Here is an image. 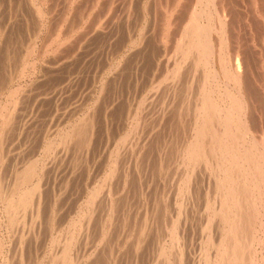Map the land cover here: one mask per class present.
I'll list each match as a JSON object with an SVG mask.
<instances>
[{"label": "bare ground", "instance_id": "obj_1", "mask_svg": "<svg viewBox=\"0 0 264 264\" xmlns=\"http://www.w3.org/2000/svg\"><path fill=\"white\" fill-rule=\"evenodd\" d=\"M30 1L32 2V0H30ZM76 1L77 0H68V4H67L68 7L66 9L68 14L71 11L70 7L72 8V6L75 5ZM161 1L160 0L154 1L157 8L159 7V9H157V10H159V12H155L156 14H159L158 15L159 20H161L160 19L161 16H163V15L165 16L164 17L165 22L162 21V22H164L165 25H163V23L160 24V22H161L160 21L159 22L160 28H158V29L163 31V29L165 28V30L168 32V29L170 27H172V24H175L173 26L177 25L175 23L177 21H179L177 23H179L180 26L177 25V28L179 26V28L177 30L175 29L176 27L173 28V29H175V30H173L174 32H172L170 30L171 29L170 28L169 29L170 31L168 32V34L164 31L163 34H161V36L159 35L161 38L158 40V42L162 41L163 43H166V42H164V40L166 38L164 36H166V34H167V36L168 35L171 36L169 33H171V34L174 33V37H173L174 39L171 36V39L174 40V42H173V45L171 47V55L169 53L170 57L168 55H165L167 58L169 57L168 61H170V63L169 62L167 63L168 65L166 66V69L164 68V66L162 67V65H164L166 62H164V64L160 65L164 69L163 70L160 69L159 71H162V73H163V71L165 70L166 73L161 78L159 77L158 80L156 79L157 80V84L155 82L156 86L153 84L152 85L157 88L164 82L165 84L164 85L162 84V85L165 88L167 86L166 83H170V85L168 87H166V89L169 88L171 90V96H172L171 98H174V95L176 96V94H177V93L175 94V91L177 92V90H176L177 85L180 84V83L179 84H177V83L182 78L181 74H184L185 70L187 69V71H188L187 73H189L188 76H190V78L188 79L187 82L185 79V83H186V85H185V91H186L185 93L186 94L185 95L190 97L189 98L190 100L187 99L188 103L190 105L188 107V104H187L184 106V109H182L183 105L180 104V105H178L179 106L178 108H180V109H177L176 111L175 110L170 111V109H169L168 114H171V116H169V118L167 117V119L174 122L173 123L174 124L173 129H174L175 133L173 131V134L171 135V140L168 141L169 142L168 145L165 142L162 144L161 138L158 137V140L161 141V142L159 141L160 142L159 143V145H160L159 149L160 148L161 149L158 152L157 157H159L158 158L159 160L157 159V162L154 164V169L157 168V172L160 173V175L165 173L167 171V169L171 166L169 163L172 162V161L170 162L168 160L172 159L174 161L173 155L175 156V158L177 157V164L178 165L176 166V164H175V166L177 167V170L178 169H180V170H179V173L177 171L178 176L175 175V173H173V175L171 173V179H172V177L174 179V175L177 176L176 178H177L178 182H177V187H176V185H175V187L178 190H177V194L176 193L175 194L178 196L179 194L183 193L182 195H184L187 199L185 198L186 199L185 203L182 202L183 200L181 202H179L181 204L179 205V208H177L178 210L175 211V212H177L180 210V213H178V214L179 215L184 214V219H185L184 222L182 221V219H180L181 217H175V215L177 214L176 213L175 215L171 214L175 217V218L172 217L171 221L170 220L168 221L166 219L168 221V223L166 222L167 223V231H166V228H164L166 224L164 225V227H162L163 225L161 226L159 224L163 230L165 229V235H164L165 238L163 241L161 239L159 240L162 242V244L159 246V248L155 246L156 247L155 249L158 248V251L156 250L157 255L155 253L156 258H155V261H152V263L153 264H156V263H158V264H190L191 260L189 261V258L191 259L194 257H191V255H189L188 247L190 246V241H189L188 237L190 238L191 236H189V234H190L189 229L190 228L188 229V227L185 226V223L187 222L186 219L188 218V212H186L185 210H186V207H188V205H190L188 203L193 202L191 204L193 207L195 200H198V198L200 197L199 192L202 190L203 193L205 194V199H204L205 205L203 204L205 212L203 215H201V218L199 219V220H201V223H200L201 238H199L200 239V242H199L200 246H199V250H198L199 253H198V257L196 256L197 260L196 259L195 260L197 262L195 261L196 262L195 264H264V123L261 124V122H260V116L262 114V109H261L262 106L259 108V106H257L256 103H255L256 105H254L252 100H250L251 98H253V96L250 98V96L247 93L248 91L250 92L249 89H252L254 86L257 87V85L259 86V84H260V81H258L260 79L258 77V80H256V78H255L256 74L254 72H256L258 76H260L259 73H262L261 76H263V78H264V67H262L263 61L262 62L259 61L260 63L258 62L255 64V60H254L255 58L253 59V57H251V56L257 57V60H258V58L261 55L263 56L262 53H264V51L261 52V50L264 48L263 47L264 46V44H263L264 32L262 30V32H263V33H261L262 39H257V42L259 43L258 48L255 46L256 43H253V41H252V40H254V38L251 34V33H253V32H251V29H249L250 30V32L248 33L249 35L247 36L246 42H244L243 37H240L241 29L239 28L240 26L238 25V23H239L238 21L240 20V18H239L240 13L239 14L236 13L237 9H235V8H233L232 10L229 9V7H230L229 1H232V0H186V4L184 2L180 3L181 0H163L162 4L160 5ZM247 1L249 2L248 5L249 6L251 5V7L253 8L252 11H253V13H255V16L257 18L258 17H260V18L264 17V12H262L264 9V0H247ZM48 2H49V0H41V3H39V4L41 5V4L46 3V5H47ZM110 2L112 3L113 1L111 0ZM146 2H148V1H146ZM76 3H78V2H76ZM91 3L93 4L94 0H92ZM111 3H110V5H111ZM179 3L181 4L180 8H177L176 6ZM182 3H183V5L184 4L185 5L183 8V11L181 12V7L183 6ZM234 4H236V3L233 2L232 5H234ZM35 5H36L35 6L36 9L34 8V10L36 13L39 14V16L41 15V17L45 14L44 12H46L48 10L47 9L46 11L43 12L40 5H37V4H35ZM91 5H89L90 6L89 8H91ZM47 7H49V4H48V6H46V8ZM110 7L113 8L115 6L111 5ZM117 7H118V5H117ZM154 7H153V9H154ZM161 8L162 9L164 8V10H162ZM247 8L248 9H246V10L251 11V9H249V7H247ZM150 9H152V8H150ZM114 10H116V9H114ZM157 10H155V11H157ZM227 10H228V12H227ZM110 11L108 10V12H110ZM106 12H107V10H106ZM125 13H126V11H125ZM138 13H139V11H138ZM76 14H78V13H76ZM49 15H50V12H49ZM66 15H67V13H66ZM88 15L89 14H87V16ZM133 15H135V14H133ZM255 16H254V18H255ZM45 17H47V16H45ZM84 17H82V15H81V17H79V18L82 19ZM247 17L244 18V20L245 19L248 20ZM66 18H67V16H66ZM66 18H65V20H66ZM81 19H78V20L80 21ZM61 20L62 21L61 22L59 21L58 25H57V23H58L57 22L54 27H52V28L50 27V29H53V36H52V39L49 40L51 42L48 43L49 44L48 46H51V43L54 42L56 44L55 48H57V50L61 49L62 45L66 46V44L69 42V40L72 39L71 38L72 35L67 34L69 31H71L73 29L70 27L67 28V26H69V25L71 26V24L68 23V25H67V23H66L67 26H65L64 22H63L64 18ZM120 20H122V18ZM140 20H141V18H140ZM249 20H250V18H249ZM68 21H69V19H68ZM98 21H100V20H98ZM256 21H258V20H256ZM261 21L263 23L264 18H261ZM234 22H237L238 27L234 26ZM246 23L247 24L245 25L244 28H246L250 25V22H246ZM262 23L260 24L261 26H262ZM43 24H45L43 21H40L38 23V31H39V27L41 28V26ZM252 24H254V23H252ZM50 25L51 24L49 23V26ZM99 25H100V23L97 24V26H99ZM240 25H241V23H240ZM260 25H258V26H260ZM75 26H78L77 23H75ZM152 26H153V24H152ZM47 27H48V23H47ZM36 28H37V26H36ZM95 29H96V27L94 28V30ZM89 30H90V28H89ZM145 30H146V28H145ZM259 30L260 29H258V31ZM95 31H98V30H95ZM100 31H102V30H100ZM244 31H246V30H244ZM260 32H258V34ZM106 33H107V31H106ZM246 33H247V31H246ZM147 34H150V33H147ZM156 34H157V32H156ZM258 34H257V36H258ZM89 35H91V34H89ZM86 36H88V35H86ZM142 37L143 36H141V39L140 38L139 39L133 38L130 40L129 43L136 44V43L140 42L141 40L143 41ZM108 38H110V37L108 36ZM144 38H145V36H144ZM256 38L257 37H255V39ZM35 39H36V34L31 39V41H30L31 43H28L26 51L25 52L23 51L24 54H23V56L21 55L22 56V58L20 59L21 62H19L21 64L19 66H17V69L13 70V72L11 73L12 75L8 74V75H10L11 78L15 79L16 76H17V78L20 75L23 76L24 73L27 72V69H28V73H31V74L34 73V71L37 67L36 61L39 59L41 53H43V52H41V50L38 51V52H40V54L37 53L36 50L37 49L39 50L40 47L36 49ZM171 39H170V41H171ZM72 41H74V40H71V42ZM165 41H167V40H165ZM144 42H146V43H144L145 46H147V44H150V41H148L147 39ZM162 42H161V44H163ZM69 44H71V43H69ZM152 44H153V42H152ZM48 46H45L44 50H46ZM84 48L85 47H83L82 49H84ZM165 48H167V46ZM16 49H18V48H16ZM256 49H259V52H256ZM84 50H86V49H84ZM144 51H146V50H144ZM18 52H16V53H18ZM57 52H61V51L59 50ZM148 52H149V50L147 51V54H148ZM253 52H254V55H252ZM151 53H153V52H151ZM154 53H155V51H154ZM5 54H6V52H5ZM35 54H37L36 57H35ZM142 54L146 55V53H144V52ZM57 55H59V54H57ZM33 56L35 58L31 59V57H33ZM122 56L124 57V54ZM134 56L138 57V56H136V54H134ZM141 56L143 57L144 55H141ZM123 57L121 58V55H119V58H118L119 61L118 62H121L120 60H124ZM145 58H147V56ZM167 58L164 61H167ZM262 59H264V58H262ZM252 60L254 63V67L252 66ZM154 61H156V60H154ZM3 63H4V61H3ZM58 63H61V62H58ZM256 65H258V67H256ZM10 66H12V65H10ZM117 66H118V64H117ZM123 66H124V64H123ZM253 69H255V70H253ZM44 71H46V70H44ZM54 71H56V70H53V72ZM117 72L118 71H116L114 73H117ZM121 72H123V71H121ZM121 72H119V73H121ZM153 72H154V70H153ZM190 72H191V74H190ZM143 73L144 72H142L141 74H143ZM155 74L156 73H154V77H156ZM157 74L159 76V74H161V72L160 73L157 72ZM121 75H122V73L118 75L119 79L122 78ZM136 75H138V74H136ZM138 76H140V75H138ZM180 76H181V78H180ZM108 77L110 78L109 75H108ZM116 78H114V79H116ZM263 78L261 77V79H263ZM18 79H20V78H18ZM114 79H113V82H115L117 80V79L116 80H114ZM38 80H40V79L38 78ZM63 80H65V79H63ZM169 80L171 82H168ZM194 80H195V82L193 83ZM14 81H16V80H14ZM107 81L109 82L111 80L108 79ZM165 81H167V82H165ZM149 84H150V82H149ZM180 85L178 87H180ZM192 85H194L195 87H193ZM261 85H262V82H261ZM104 86H107V84H105V82L102 81L100 88H99V91H98V95L94 96L97 98H93L92 100L89 101L88 104L86 103V108H85L84 112H83V110L81 112L79 111L80 114L76 115L77 116V117H75L76 119H73L71 121L67 120L68 121L67 127L66 128L63 127L64 132H62V134L60 135V138L58 136V138L60 139L59 142H61L60 143L61 149L58 151L59 153L63 152V155H66V154L71 153V152L73 153L80 148H83V151H85V152H87V151L89 152L91 144H94L95 141L97 140V139H95L96 138L95 136H98L97 134L100 133V132L99 133L97 132V131H99V128L97 126L99 124L98 121L100 119L102 120V118H101L102 115L103 114H104V116L106 115L107 107H108V102H106V101L110 100V98L109 99L107 98V100L105 101L103 98H101V96L102 97L106 96V94H105V96L102 95V93H104V90L107 89V87H106V89H104L105 88ZM150 86H151V84H150ZM153 86H151L152 90L154 88ZM181 86H183V85H181ZM5 87H6V84H5ZM5 87H3V85H0V95H2L4 93V91L7 89V88L4 89ZM21 87L23 88V86H21ZM21 87L19 86V83H18V86H14V88H11L10 90L7 89L9 93L7 94L6 99L0 104V264H14L15 258L19 262H21L24 260V258H23L24 255L26 256V254H29L32 251L35 252V250L32 249L33 245L31 246V242L33 240L31 241V239L29 238V232L33 228V225H35V224L37 225L38 223L39 224L37 227L38 228L37 231L40 229V224L43 222V221H41V217L43 216V214H45L44 213L45 204L47 201L49 202V200H47L48 196H47V190H46V188H48V185H47V187L45 186L46 183H45L44 177H46V176H44V175L47 171H48L47 175L50 174L51 167L49 165V167L45 168L46 162L44 164V158H46V153L42 156V158L35 157L34 159L31 158L32 160H30V157H29L28 160H26L23 163H20V165H18L19 167L16 168L14 171L11 170V173H9V174H7V172L5 173V171H4V168H5V166H4L5 162L4 161L7 159L6 154H5L6 150L4 151V144H5L7 135H9L8 132L12 131L13 125L15 126L18 124V123L17 124H14V123L19 120L18 119L19 115L22 112H24L23 110L26 108V106L24 104L28 103V98L30 96L29 94L31 92V89L29 88L30 91L27 90L28 92L24 93L25 95L21 97V96H19L20 92L18 91V89L21 91ZM9 88H10V86H9ZM110 88H111V85H110ZM110 88H108L109 93H111V91L113 90V87H112V89H110ZM114 88H115V86H114ZM142 88H144V87L142 86ZM3 89H4V91H3ZM155 89L152 91L153 94L155 93L154 92ZM169 89H168V92H169ZM32 90H34V89H32ZM157 90H158V88H157ZM180 90H182V89L180 88ZM113 91H112V94H113ZM150 91L146 92L147 95H148V93H150ZM163 91H165V90H163ZM258 91L260 92V90H258ZM116 92H117V90H116ZM32 94H35V93L31 92V96L33 98L34 96ZM112 94H110V96H112ZM150 94L148 96V99L151 97V101H154V99L152 98L153 95L150 96ZM165 94H166V92L162 93V95H164L163 96L164 99L162 98L161 95H159V97L157 96L158 98L161 97L160 99H162V102L159 104L158 98H157V104H159V107L161 106V109H162L161 110L160 108H157L160 110V113H161L160 121L158 124H160L161 120L163 119V116L165 115L164 114L165 113L164 108H166L165 102H166V98H167L168 93H167V95H165ZM36 95H38V94H36ZM143 95L144 94H142V96ZM155 95H156V93H155ZM262 96H264V91L262 92ZM100 98H101V106H102L101 108H100V104L98 103V99H100ZM142 98L144 99L145 96ZM143 99H141V100H143ZM145 99L147 100V97ZM155 99H156V97H155ZM113 101L115 102V98L113 99ZM151 101L149 103H151ZM160 101L161 100H159V102ZM142 102L138 103V104H136V106H134L135 111L133 112V114L131 113L132 107H131L130 113H128L129 115L131 114V116H130L131 118L128 116L130 118L129 122H131V124L128 123L129 127L131 126V128H129V130L130 129L131 130L127 131V132L130 135L132 134V136H134V137L138 135V138L140 139V140H138V141H140L139 143H141V139L143 137V135H141L142 137H139L140 133H141V131H143V129L146 130V128H147L146 126L148 125L147 119H144L145 115H143L144 118L143 117L141 118L142 115L140 116V114H142V113H140L141 107L143 105ZM256 102H257V100H256ZM260 102H262V101H260ZM116 103H115L116 106H114V108L117 107ZM145 103L146 102H144V105H145ZM169 103L171 105L172 102L170 101ZM169 103H166V105ZM41 104L42 103H40V105ZM98 104H99V106H98ZM109 104H110V101H109ZM22 105H24L23 106L24 108L20 109L22 107ZM35 105H36V103H35ZM146 105H149V104L146 103ZM255 106H257L258 109H260L261 111L260 112L258 110L255 111V109H254ZM112 107H113V105H112ZM173 107H174V105H173ZM146 109H148V107ZM189 109H191V111ZM143 110H145V109H143ZM167 110H168V107H167L166 111ZM183 110L185 112V116H183V114H184L182 112ZM112 111H113V109L111 111H108V112H110L113 115ZM108 112H107V114H108ZM149 112H151V111H149ZM158 112H157V114L159 115L160 113H158ZM114 113H115V111H114ZM150 114L148 116H151ZM186 114H188V115H186ZM146 115H147V113H146ZM152 115H153V112H152ZM154 115H155V113H154ZM139 116H140V118H139ZM166 116H168V115H166ZM166 116L164 118H166ZM186 116L188 117V122H186L187 126L185 128L182 126V123H183V121H187ZM134 117H135V119H134ZM104 118L106 119V117H104ZM156 118L157 117L155 116V119ZM153 120H154V118H153ZM165 122H167V121H165ZM154 123H156V122H154ZM122 125H124V122ZM163 125L164 124H162L161 126H163ZM155 127H156V125H155ZM123 128H126V127H123ZM14 130L16 131V129H14V127H13V131ZM102 130L104 131V128H102ZM126 130H128V129L126 128ZM17 131L19 132V128H17ZM121 131L122 130H120L119 132H121ZM127 132L124 134L126 135ZM143 132H145V131H143ZM19 133H21V130ZM19 133L17 135H19ZM150 134H152V133H149L146 135L149 136ZM163 134H165V133L162 132V135ZM174 134H177V135H174ZM130 135H126V136H130ZM12 136H13V134H12ZM147 136H144V137L146 138ZM153 136H154V134H153ZM165 136H167V135H165ZM119 139H120V142L125 140V139L123 140L122 136L119 137ZM163 139L164 138H162V140ZM53 140L54 139H52V138H50L48 140V143L46 144L47 148L45 147L46 148L45 151L50 150L52 143L54 144ZM135 140H137V139L135 138ZM126 141L130 142L131 140H126ZM133 141H134V139H133ZM147 141L148 140L143 142V140H142V145L140 147L136 146L138 148H133L131 150L130 157L132 156V159H133V161H130V162H133L131 167L133 166L132 169L136 172V174L139 171L142 172V174H143V171L147 172L146 171V168H147L146 164L148 162V159H147V162H145L146 164L144 163L146 165V167L145 166L143 167L144 164L141 162L142 160L140 158L144 154L146 155L148 152H150V151H148V150H150V146H149L150 143L148 144L149 147L146 148ZM128 142H126V143H128ZM14 143H15V141H14ZM7 144L9 145V143H7ZM136 144H134V145H136ZM57 145H59V144H57ZM119 146H121V145L117 144V146L114 149V152L109 154L108 159H109L110 165L108 166L107 171L105 170L106 172L104 173L103 180L102 181L98 180L96 183H94V182L91 183L93 185L92 186L90 185L91 188H89V189H91V190L90 191L88 190L89 192H87L88 195L86 197V204L83 205L84 208L82 209L81 212L79 211L78 219H73L71 221L63 239L59 240L56 243L55 248L53 249V254L51 255V253H50L51 256L49 255L50 260L47 264H82V262L84 260H88V259L90 260V258L92 259L93 258L92 254H94L93 256H95L96 258L100 259L99 254L101 252L100 251L101 246H99L100 249H98L99 254L96 253V251H94L96 249H94V250L92 249L96 253V255H95V253H92V252L89 253V251H88L89 249L87 250V247H86V252H83L85 249H83V251H80L81 246L78 247V249H77V246H79V245H75V244L80 243L79 241H78V243H76L77 237L79 236V232H84L83 229H85L86 231L84 233L86 234V232L88 231L87 230L88 227L91 226L90 223L93 221L92 219L96 217V216L93 217L95 215L94 212L97 211L95 204L98 202V198H100L102 196L100 194H102L103 192L105 193V194L103 193L104 196L106 195V197H103L105 203L103 204L102 203L103 201H102L99 203V205L102 203L103 205L106 206V217L104 219L105 223L109 226L112 223V225H114V228H116L115 225L122 227L123 225L126 224L127 221H129L128 220V214L129 213L127 210H129L132 206L128 205L131 207L127 206L128 209L125 210V207L123 204H127L126 202L124 203V200L126 198L121 197L120 194L123 191H125L126 186L129 187V185H130V184L126 185L127 179L129 180V178H127L128 174H126L125 172L130 173L132 169H130V170L128 169L129 171H127V169H125L129 166L128 165L129 161H127L128 160L127 158H126L127 159L126 160L127 165H128L127 167L125 165L123 166V168H122V166H120L125 161L124 158H123V162H121V164H119L117 162L118 160H116L115 157H118L117 155L121 149ZM11 149H12V147H11ZM134 149H136V150H134ZM91 150H92V148H91ZM167 150H169V151H167ZM156 151H155V153H156ZM20 152H22V151H20ZM13 157L14 156H12V158ZM124 157H128V154L125 155ZM150 157H151V152H150ZM8 158H9V156H8ZM72 158L75 161H77L76 160L77 158H74V157H72ZM72 158H71V161L73 160ZM142 158H144V157H142ZM145 158H146V156H145ZM145 158H144V160H145ZM138 159H140L141 161H139ZM12 160L15 161V159H12ZM136 160H138V162L141 164L136 163L137 162ZM14 161H13V166H14ZM154 161L152 163H150L151 161L149 160L148 164H151V166H152ZM6 162H8V160ZM48 164H47V166H48ZM76 164L77 163H75V165ZM136 164H138V166H136ZM10 165H11V163H10ZM155 165H157V167ZM168 165H170V166L168 167ZM200 166H203V168L205 170L208 169L207 173L203 172V173H206V175L208 174V180L206 179L207 184L205 182L206 189H203V187H202L203 184H201L202 180H200L197 177L198 173H196V172L199 171ZM171 167H173V164ZM152 168H153V166L151 167V169ZM9 169H10V167H9ZM2 171H4V173H2ZM120 171L123 173L122 174L123 177H122ZM140 172L137 175V176H139V178L137 177L136 180H138L142 177L140 175ZM154 172H156V171H154ZM203 173L201 175H203ZM130 175L134 176L133 171H132V174L130 173ZM153 175H156V173H154ZM129 177H131V176H129ZM204 177H205V175H204ZM169 179H170V177H169ZM136 180H135V182L134 181H130V182L131 183L134 182L133 184H135V183H137ZM139 181H141V179ZM143 181H145V180H143ZM143 181L141 183H143V184L146 183L145 184L146 189L148 187L150 188V185H148V184H150L149 183L150 181L146 182L147 181L146 180L145 183ZM159 182H161V181H159ZM66 183L68 184V182H66ZM170 183H171V181H170ZM50 184H52V183H50ZM135 185H136V188L138 186L137 190L141 188V187L139 188V183L135 184ZM156 185H155V187H158ZM141 186L143 187V185H141ZM171 186L173 187L174 183ZM128 187H127V189H128ZM130 187L132 190L135 189L134 185H130ZM160 187H162V186H160ZM164 187H167V185L166 186L164 185ZM168 187H169V185H168ZM201 187H202V189H201ZM143 188H141V190ZM152 188H154V187H152ZM154 189H157V188H154ZM154 189H152V190H154ZM176 189H173V190H176ZM137 190H135V192H139ZM143 191H145V190H143ZM162 191H164V190H162ZM202 191H201V193H202ZM127 192H129V191H126V193ZM147 192H148V190H147ZM142 193L139 192L136 194L140 195ZM153 193L155 195V192H153ZM68 194H69V192H68ZM128 194H130V193H128ZM144 194H146V191ZM148 194H150V193H148ZM133 195L134 194H132V196ZM176 195H173V197ZM125 196H127V195H125ZM146 196H148V198L150 197L149 195H146ZM146 196L143 197L144 200H145ZM165 196H162V199H163V197L165 198ZM122 198H123V203L121 204ZM139 198H140V196H139ZM150 198L153 199V201L155 199L154 197L153 198L150 197ZM150 198H149V200H151ZM44 199H45V201L46 200L47 201L44 202ZM99 200H101V199H99ZM141 200H140V202H141ZM171 200H172V202H174L173 199H171ZM188 200H190V202H187ZM200 200H198V201L201 202ZM127 201L131 202L128 199H127ZM140 202H139V204H140ZM144 202L147 205L149 203V202L146 203V201H144ZM144 202H142V203H144ZM172 202H170L171 203L170 205L173 204ZM175 202H176V200H175ZM149 204L150 205H148L147 210H149V214H150L153 207L150 209L149 206L151 207V203H149ZM176 204H178V203H176ZM155 205H154V207L157 209L159 206L156 207ZM76 206H77V204H76ZM48 207H49V205H48ZM145 207L146 206H144V208ZM166 207H169V206H166ZM172 207H173V205H172ZM172 207L170 206L169 208H172ZM198 207H199V205H198ZM141 208H143V207H141ZM161 208H164V207L162 206ZM56 209H57V207H56ZM156 209H155V211H156ZM158 209H157L158 210L157 212H155V211H153V212H155V213L159 212L160 213V211L164 210V209L161 210L160 207ZM166 209H167V212H170V211H168V208H166ZM77 210H79V209L77 208ZM99 210H101L100 207H99ZM173 210H174V208H173ZM189 210H190V208L187 211H189ZM99 213H101V212L99 211ZM145 213H147V211ZM199 213L201 214V212H199ZM133 214H135V213L133 212ZM162 214H164V211ZM178 214H177V216H178ZM101 215L104 216V214H101ZM27 216L30 217L29 218L30 219L29 220V227H27L25 229L26 224H24V222H25V219ZM143 216L145 218V215H143ZM151 216H152V214H151ZM151 216H150V218H151ZM51 217L47 216L45 218V220L47 221V219L49 218V221H47V222H51L50 221ZM62 217H64V216H62ZM99 217H102V216H99ZM129 217H131V216H129ZM75 218H76V216H75ZM136 218H135V220H136ZM152 218H153V216H152ZM117 219L119 220V222H117ZM142 219H143V217H142ZM159 219H161V218L159 217ZM162 219H164V217ZM45 220H44V222H45ZM101 220H103V219H101ZM155 220H156V218H155ZM144 222L145 221L140 223L142 225L139 226V230L137 231V235H135V237H134V238H136L139 236V237H141V240H139V243L136 242V244H133V242H132L133 245H131V246H133V250L135 252V254H133V255H135V256H137L138 250H140L139 247L141 246V244L143 245V243H142V242H144L143 237L146 236L143 232L146 229L149 230L150 224L147 227L146 225H144ZM19 223L22 224V227H20L21 225H19ZM191 224H189V225H191ZM4 225L6 226V230L4 231V234L6 233L7 235H5L3 237L2 236V231H3L2 226H4ZM102 225H103V223H102ZM126 225H128V224H126ZM51 226H53V225H51ZM98 226H101V225H98ZM111 227H113V226H111ZM111 227H109V230ZM77 228H79V229H77ZM104 228L106 230V227H104ZM135 228L136 227H134V230H135ZM107 229H108V227H107ZM151 229H153V228H151ZM95 230H96V228H95ZM98 230L101 231L102 229H98ZM109 230H106L107 234H108ZM155 230L156 229H154V232H155ZM121 231L125 233L126 230L124 231L123 227H122ZM111 232H109V234ZM160 232H161V229H160ZM160 232H158V233H160ZM95 233H97V231ZM101 234H102L101 236H103V233H101ZM123 234H122V236H123ZM94 235L95 234L90 235V236L93 237ZM120 235H121V233H120ZM147 235H148V233H147ZM154 235L155 234H153L152 236L155 237ZM32 236H33L32 239H35L37 237V234L34 233V235H32ZM90 236H88V237L90 238ZM11 237H14L13 238L14 239V248L10 250L6 247L5 241L10 239ZM103 237L105 238V235ZM108 237H110V236H107V238ZM121 237L118 236V238H121ZM123 237H125V236H123ZM126 237H130V236H126ZM100 238H102V237H100ZM104 238H103V240H105ZM86 239H87V236H86ZM86 239H84V240H86ZM109 239H107V240H109ZM98 240H100V241H98L97 243L102 245L101 244L102 239H98ZM123 240H124V238H123ZM94 241H95V238H94ZM116 241H117V239H116ZM136 241H138V239ZM151 241H152V239H151ZM87 242L90 244L91 240H90V242H89V240H87ZM92 243H93V241L91 242V244ZM103 243H105V242H103ZM126 243H124V244H126ZM118 244H119V242H118ZM157 244H159V243H157ZM121 245L122 244L120 243L119 246H121ZM87 246H90V245H87ZM96 246H95V248H96ZM124 246H121V247H124ZM128 246H129V243L126 246L127 250L129 249ZM104 247L106 248V246H104ZM104 247H102V250ZM89 248H91V247H89ZM35 249H36V247H35ZM74 249H77V250L75 251ZM124 249H125V247H124ZM87 251H88V253H87ZM123 251L124 250L122 248V252ZM119 252H121V250ZM116 253L114 255H116ZM123 253L117 254L118 256H120L119 258H122L121 260H123L125 258L123 255H125L126 253L125 254H123ZM129 253H128V255H129ZM117 255H116V257H117ZM133 255L131 253V255H129V257L131 258V256H133ZM34 256L32 258H34ZM121 256H123L124 258ZM95 257L93 258L94 260H95ZM129 257H126L124 260H126V259L129 260L130 259ZM141 257H143V256H141ZM133 258H131V260H133ZM98 259H97V261L100 264L101 260H98ZM112 260H115V259L113 258ZM117 260L118 259H116V262H117ZM91 261L93 263V260H91ZM129 261H127L126 263L132 264V261L130 263H129ZM98 262H96V264ZM133 262L135 263V261H133ZM112 263H115V262H112ZM93 264H95V263H93ZM142 264H143V262H142Z\"/></svg>", "mask_w": 264, "mask_h": 264}, {"label": "rangeland", "instance_id": "obj_2", "mask_svg": "<svg viewBox=\"0 0 264 264\" xmlns=\"http://www.w3.org/2000/svg\"><path fill=\"white\" fill-rule=\"evenodd\" d=\"M110 1L111 0H109V1L108 0L107 1L106 0H94V3H95V4L93 3L95 5L94 6L91 3L92 0H77L76 2H78V3L75 2V5L72 6V8L70 7V10L71 11L73 10V11L72 12L70 11L69 14H68V12L66 11V9L68 7V5H67L68 4V0H49V2H48L49 7H47V8H46V6H48V4L47 5H46V3L45 4H41V5L39 4V3H41V0L40 1L39 0H35V1L32 0V2L30 0H0V65H1L0 66V85H3V87H5V84H6V87L4 89L7 88V89L10 90L11 88H14V86H18V83H19L20 87L23 86V88L21 87V91L18 89V91L20 93L17 91L20 94V95L19 94L18 95L21 96V97L25 95L24 93L28 92L27 90H29V88L31 89L32 93H35V94H32L34 96L32 98L31 92H30V94H29L30 95L29 96L30 99L28 98V103L24 104L26 106V108L23 110L24 112L21 113L22 115L21 114L19 115V117H18L19 120L17 119L18 121L15 120L16 122L14 124H17V123L18 124L15 125V126L13 125L12 126V131L8 132V134H9V135H7L8 139L6 138V141H5V144H4V151L6 150L5 154H6V157H7V159L4 161L5 162L4 163V166H5L4 171H5V173L7 172V174H9V173H11V170L14 171L16 168L19 167L18 165H20V163L25 162L26 160L29 159V157H30V160L34 159L35 157L42 158V156L45 153H46V158H47V159L44 158V164L46 162L45 168L49 167V165L51 167L50 174H48L49 176L47 175L48 171L44 175V176H46V177H44V180H45V183H46L45 186L47 187V185H48V188H46V187L45 188L47 190V196H48L47 200H49V202L47 200H46L47 201L46 202L45 199H44V202H46L45 209H44V213L45 214H43V216L41 217V221H43L42 222L43 224L40 222L41 223L40 224V229L38 231H37V229H38L37 227H38L39 223L37 225L36 224L33 225V228L29 232V238L31 239V241L33 240L31 242V246L33 245L32 249L35 250V252L31 250L32 251L31 253L26 254V256L25 255L23 256L24 260L21 261V262H19L15 258L14 259V264H47L49 262V260H50L49 255H50V253H51V255L53 254V249L55 248L56 243L59 240L63 239V237L66 234V231H67L71 221L73 219H78L79 211L81 212L82 209L84 208L83 205L86 204V197L88 195L87 192H89L91 190L89 188H91V186L93 185L91 183H93V182L96 183L98 180H100V181L103 180L104 173L107 171V168L110 165L109 159H108L109 158V154L114 152V149L117 146V144L121 145V146H119L121 149L119 148L120 151H119V153L117 155L118 157H115V158H116V160H118L117 162L119 164H121V162H123V158H124V160H125L124 162L125 163L123 162V164H121L120 166H122V168H123L124 165L126 167L129 165L127 168H125V169H127V171H129L130 169L133 168V166L131 167L133 162H130V161H133L132 156L130 157L131 150L133 148L140 147L142 145V140H143V142L148 140L147 143H146V148H148L150 146V150H148V151L151 152V157H150V152H148L146 155L144 154L143 156L140 157L142 161L140 159H138V160L141 161L143 164L145 162H147V159H148V162H149V160L151 161L150 163H152L155 160L154 163L152 164L153 168L151 169L152 166H151V164H148V162H147V164L145 163L147 165V168H146L147 172L143 171V174H142V172L139 171L140 175L142 176V177L140 176L141 177L140 178L141 181H139L140 179L136 180L137 177L139 178V176H137L139 174V172L136 174V172L132 169L130 173L132 174V171H133V175L134 176L130 175L129 172H125L126 174H128L127 178H129V180L127 179L126 185L130 184V185H134L135 186L134 187L135 189H133V190L131 189L130 185H129V187L126 186V189H127V187H128V189L127 190L125 189V191H123L120 194L121 197L126 198L124 200V203L126 202L127 204H123L124 207H125V210L128 209L127 208L128 205L132 206V207L128 206V207H131V208L129 210H127L128 213H129L128 214V220L129 221H127L126 224H128V225L125 224V225L122 226L123 230L124 231L126 230L125 233L121 231L122 227H120L118 225L117 226L115 225L116 228H114V225H112V223H111L110 226L105 223L104 219L106 217V206L103 205L105 203L103 197H106V195L104 196V194H105L104 192H103L104 194L103 193L100 194L102 196L100 198H98V202L95 204V207H96L97 211L99 210V207H100L101 210H99V211L101 213H99V211L98 212L97 211L94 212L95 215L93 217H95V216L96 217L92 219L93 221L90 223L91 226H89L88 229H87L88 231L91 229L89 231L90 233L87 231L86 234L87 233L88 234L86 235L84 233L86 230L83 229V228L82 229H83L84 232H79L78 231L79 232V236L77 237L76 243H78V241L80 243L75 244V245H79V246H77V249H78V247L81 246L80 251H83V249H85L83 252H86V247H87V250L89 249L88 250L89 253H91V252L95 253L94 251H96V253L99 254V250L98 249L101 248L100 251L102 253L100 252V254H99V258L100 259L96 258L95 256H93L94 254H92V257L93 258L95 257L96 261L93 258L92 259L90 258V260L88 259L90 262L88 260H84L82 262V264H89V263L90 264H93V263L96 264V262H98L97 259L101 260L100 264H119V263L120 264H125L129 260H130L129 263L132 261V264H142V262H143V264H153L152 261H155V258H156L155 256L157 255L158 248L162 244V242L159 241V240L161 239L163 241L164 238H165L164 237L165 229L163 230L162 227H164V225L166 224L164 228H166V231H167V223H168L169 220L171 221L172 217L173 218L181 217L180 219H182L183 222L185 221L184 214H180L181 216L178 214V213H180V210L175 212L176 210H178L177 208H179V205L181 204L179 202H181L183 200L182 202L185 203V200L187 199L184 195H182L183 193L179 194L178 195L179 197L176 195L177 194V190H178V189H176L177 182H178L176 177L178 176V173H179V170H180V169L177 170V167H176L178 165L177 164V157L175 158V156L173 155L174 161L172 159L168 160L170 162L172 161L169 164L171 166L173 164V167L168 165V167L170 166L169 168L167 167L169 170L167 169V171H166L167 173L165 172V173L161 174L162 176L160 175V173L157 172V168L154 169V164L157 162V159L159 158V157H157L158 156V152L161 149V148L159 149V147H160L159 143L162 141V144L165 142L168 145V143H169L168 141L171 140V135L173 134V131H174V129H173L174 128V126H173L174 122H172V121L167 119V117L169 118V116H171V114H168L169 113V109H170V111H173V110L176 111L177 109H180V108H178L179 107L178 105H180V104L183 105L182 109H184L185 105L188 104V107L190 105L188 103V100H187L190 97L185 95L186 94L185 93L186 92L185 91V85H186L185 79H186V82H187L188 79L190 78V76H188L189 73H187L188 72L187 69L185 70L184 74H181L182 78L180 76L181 80L177 84L180 83L183 86H181L179 84L180 87H178L179 85H177V88H176L177 92L175 91V94L176 93L177 94H176V96L174 95V98H171L172 97L171 96V90L169 88L166 89V87H168L170 85V83H166L167 86L164 88L163 85L165 83L163 82L162 83L163 85L162 84L160 85L161 87L160 86L157 87L158 90L155 87L156 84H157L158 78L159 77L161 78L166 73L165 70H164L165 72L163 71V73H162V71H159V70L160 69L163 70L164 68L166 69V66L168 65L167 63L168 62L170 63V61H168V60H169V57L171 55V47H172L173 42H174V40L171 39V36L173 38L174 37V33H172V34L169 33L171 36H169V35L167 36V34H168V32L170 30L172 32H174L173 30H175V29L177 30L179 28L180 25H179V23H177L179 21L175 22L177 25H179L178 28H177V25L173 26L175 24H172V27H170L171 29L169 28L170 30L168 29V32L165 30V28L162 31V30L158 29V28H160L159 22L161 21L160 24L163 23V25H165L164 24V22H165L164 17L165 16L164 15L161 16V18H160L161 20H159V16H158L159 14L155 13V12H159V10H157V9H159V7L157 8V6L154 3L155 0H126V1L125 0H118V1L117 0H112L113 1L112 3ZM146 1H148V2H146ZM162 1L160 2V5L162 4ZM181 2H184L186 4V0H181L180 3ZM233 2L236 3V4L232 5ZM110 3H111L112 6H115V7H113V8L110 7L111 6ZM180 3L176 6L177 8H180V5H181ZM248 3L249 2L247 0H232V1H229V4H230L229 9L232 10L233 8H235V9H237L236 13H238V14L240 13L239 14L240 20L238 21L239 22L238 25L240 26L239 28L241 29L240 37H243L244 42H246L247 36L249 35L248 33L250 32L249 29H251V32H253L251 34H252V36L254 38V40H252V41H253V43H256L255 46L258 48L259 47V45H258L259 43L257 42V39H262V34L261 33L264 32V22L262 23V21H261V18H264V17H261V18L258 17L257 18L255 16V13H253V11H252L253 8L251 7V5L249 6ZM35 4L40 5L43 12L46 11L47 9L49 11L47 10L48 12L47 11L44 12L45 14L41 17V15L39 16V14L36 13L35 10H34V8L36 9V7H35L36 5ZM89 5H91L92 9L89 8L90 7ZM117 5H118V7H117ZM182 5H183V3H182ZM184 5L181 7V12L183 11ZM153 7H154V9H153ZM247 7H249V9H251V11L250 10H246V9H248ZM150 8H152L153 10L150 9ZM114 9H116V10H114ZM106 10H107V12H106ZM108 10L109 11L111 10V11L108 12ZM155 10H157V11H155ZM162 10H164V8ZM228 10H227V12H228ZM125 11H126V13H125ZM138 11H139V13H138ZM49 12H50L51 16L49 15ZM262 12H264V9H263ZM66 13H67V15H66ZM76 13H78V14H76ZM87 14H89V15L87 16ZM133 14H135V15H133ZM65 15L67 16V18H66ZM81 15H82V17L85 16L84 17L85 19L84 18H82V19L79 18V17H81ZM45 16H47V17H45ZM254 16H255V18H254ZM246 17H247L248 20H246V19L244 20V18H246ZM63 18H64V20H63L64 25L67 26L68 23H69V24H71V26L69 25V26H67V28H69V27L73 28L71 31H69L67 33L69 35H72L71 36L72 39L69 40V42L66 44V46L62 45V48L57 50V48H55L56 44L54 42L51 43V46H48L49 45L48 43L51 42L49 40H51L52 36H53V29H50V27L51 28L54 27L57 22H58L57 23V25H58L59 21L61 22L62 21L61 19H63ZM65 18H66V20H65ZM121 18H122V20H120ZM140 18H141V20H140ZM249 18H250V20H249ZM68 19H69V21H68ZM78 19H81L80 20L81 22ZM98 20H100V21H98ZM256 20H258V21H256ZM40 21H43L45 24H43L41 26V28L39 27V31H38V23ZM162 21H164V22H162ZM246 22H250V25L248 27L244 28L245 25L247 24ZM47 23H48V27H47ZM49 23L51 24L50 26H49ZM66 23H67V25H66ZM75 23H77L78 26H75ZM99 23H100V25L97 26V24H99ZM240 23H241L242 26L240 25ZM252 23H254V24H252ZM261 23H262V26L260 25ZM152 24H153V26H152ZM238 25H237V22H234V26L235 27H238ZM258 25H260V26H258ZM36 26H37V28H36ZM95 27H96L95 30H98V31L94 30ZM144 27L146 28V30H145ZM89 28H90V30H89ZM173 28H175V29H173ZM257 28L260 29V30L258 31ZM243 29L246 30L247 33ZM100 30H102V31H100ZM262 30H263V32H262ZM106 31H107V33H106ZM164 31L167 33L166 36H164V37H166L165 40H167V41L164 40V42H166V43H163L161 41L163 43V44H161V42H158V40L161 38L160 36H161V34H163ZM156 32H157V34H156ZM258 32H260V33L258 34ZM147 33H150V34H147ZM256 33L258 34V36H257ZM35 34H36V39H35L36 49L40 47L39 50L37 49L36 51H37V53L40 54V52H38V51L41 50V52H43V53H41V55H40L38 60L36 59L37 60L36 61L37 67H36L34 73H32V74L28 73V69H27V72L24 73L23 76H21V75L18 76V78H20V79H18L17 76H16L15 79L11 78L10 75H8V74H11L13 72V70L17 69V66H19L21 64V63H19V62H21L20 59L22 58L24 52L26 51L28 43H31L30 41L33 38V36H35ZM89 34H91V35H89ZM86 35H88V36H86ZM108 36L110 38H108ZM141 36H143L142 37L143 41L141 40L140 42H138L136 44L129 43L130 40L133 39V38H135V39H139L140 38L141 39ZM144 36H145V38H144ZM255 37H257V38L255 39ZM146 39L148 41H150V44H147V46H145V44H144V43H146V42H144ZM170 39H171V41H170ZM71 40H74V41H72L73 43L71 42ZM152 42H153V44H152ZM69 43H71V44H69ZM263 44H264V41H263ZM45 46H48L46 50H44ZM166 46H167V48H165ZM83 47H85L84 49H86V50L82 49ZM16 48H18V49H16ZM59 50L61 52H57ZM144 50H146V51H144ZM148 50H149V52L147 54ZM154 51H155V53H154ZM262 51H264V48L261 50V52ZM5 52H6L7 55L5 54ZM16 52H18L19 54L16 53ZM143 52L146 53V55L142 54ZM151 52H153V53H151ZM256 52H259V49H256ZM169 53H170V55H169ZM57 54H59V55H57ZM118 54L121 55V58L123 57L122 55L124 54V57H123L124 60H120L121 62L123 61L122 63L118 62L119 61V59H118L119 55ZM134 54H136V56H138V57H135ZM262 54L264 56V53H262ZM141 55H144L143 56L144 58ZM165 55H168L169 57L167 58ZM252 55H254V52H253ZM36 56H37V54H35V57ZM146 56H147V58H145ZM263 56L261 58L259 57L258 60H257V57H254V56H251V57H253V59L255 58L254 59L255 60V64L258 63L259 61L260 62L263 61L262 67H264V59H262V58H264ZM35 57L34 56L31 57V59H34ZM166 58H167V61H164V60H166ZM154 60H156V61H154ZM3 61H4V63L5 62L6 63L4 64ZM58 62H61V63H58ZM164 62H166V63L164 64ZM117 64H118V66H117ZM123 64H124V66H123ZM162 64H164V65H162ZM10 65H12V66H10ZM160 65H162V67L164 66V68H162ZM252 66L254 67L253 60H252ZM256 67H258V65H256ZM44 70H46V71H44ZM53 70H56V71L53 72ZM153 70H154V72H153ZM253 70H255V69H253ZM116 71H118V72L114 73ZM121 71H123V72H121ZM119 72L122 73V75H121L122 78H120V79L118 78V75L121 74ZM142 72H144V73L141 74ZM157 72L158 73L161 72V74H159V76H158ZM154 73H156L155 76L157 78L154 77ZM254 73L256 74V76H255L256 80H258V77H259L260 80H258V81H260V84L257 82L259 84V86L258 85H257V87L254 86L252 89H249L250 92L248 91L247 93L250 96V98L253 96V98H251L250 100H252L254 105L257 104V106H259V108L262 106L261 107L262 114L260 116V122H261V124H263L264 123V99H263L264 96H262V92L264 91V85H263L264 84L263 83L264 82V78H263V76H261L262 73H259L260 76H258L256 72H254ZM136 74H138L140 76H138ZM190 74H191V72H190ZM108 75L110 76V78L108 77ZM261 77L263 79H261ZM38 78L40 80H38ZM112 78L113 79L114 78L117 79V80L114 79V80H116L115 81L116 83L113 82ZM63 79H65V80H63ZM106 79L107 80L109 79L111 81L108 82ZM14 80H16V81H14ZM101 80L104 81L105 84H107V86H104L105 87L104 89H106V87H107V89H106L107 91L104 90V93H102L103 96H105V94H106V96L105 97L101 96V98H103L105 101L107 100V98L108 99L110 98V100L106 101V102H108L107 112L111 111L113 109V111H112L113 115L110 112H108V114L106 112L105 116H104V114L102 115V117H101L102 120L100 119L98 121L99 124H98L97 127L99 128V131H97V132L98 133L100 132L99 133L100 135L97 134L98 136H95L96 137L95 139H97L95 141L96 144L95 143H94L95 145L91 144L92 147L90 146L89 152L87 151L88 153L83 151V148H80V149L76 150L75 152H73V153L71 152V153H68L66 155H63V152L59 153L58 151L61 149V145H60L61 142H59L60 141L59 138H60V135L62 134V132H64L63 129L67 127L68 121L76 119L75 118V117H77L76 115L80 114V112L82 110L84 112V110L86 108V103L88 104L90 100H92L93 98H97V97H94V96L98 95V91H99L100 85L102 83ZM148 81L150 82L151 86L155 85V86H153L154 87L153 90L156 88L155 91H154L156 93V95H155V93L153 94V92H152L153 90L151 89V86H150ZM155 82H156V84H155ZM165 82H167V81H165ZM168 82H171V81L169 80ZM194 82H195V80L193 81V83ZM261 82H262V85H261ZM8 85L10 86V88H9ZM110 85H111V88H110ZM194 85H192V86L195 87ZM114 86H115V88H114ZM142 86L144 88H142ZM112 87H113V90H114V91L112 90L114 95L112 94V91H111V93H109V90H108V88L112 89ZM180 88L182 90H180ZM4 89H3V91H4ZM7 89L5 90L6 92L4 91V93L2 95H0V101H1L0 104L6 99L7 94L9 93ZM32 89H34V90H32ZM168 89H169V92H168ZM257 89L260 90V92ZM116 90H117V92H116ZM163 90H165V91H163ZM148 91H150L151 94L148 93V95H147L146 92H148ZM162 91L164 93L166 92L165 95H167V93H168V95H167L166 102H165V107L166 108H164L165 109V113H164L165 115L163 116V119L161 120L160 124H158L159 121H160L161 113H160V110L157 109V108L161 109V106L159 107V104L162 102V99H160L161 97L160 98H158V97H159V95H161L162 98L164 99V97H163L164 95H162V93H163ZM36 94H38V95H36ZM110 94H112L113 97L110 96ZM142 94H144V95L142 96ZM149 94H150V96L153 95L152 98L154 99V101H151V97L148 99ZM144 96H145V98L147 97V100L145 98L144 99L142 98ZM155 97H156V99H155ZM101 98L98 99V103L100 104V108L102 107L101 106ZM112 98L113 99L115 98V102L113 101ZM140 98L143 99V100H141ZM157 98H158V103L159 104H157ZM159 100H161V101L159 102ZM256 100H257V102H256ZM109 101H110V104H109ZM150 101H151V103H149ZM170 101L172 102L171 105L169 103ZM260 101H262V102H260ZM141 102L143 103V105L141 107V112L140 113H142V114H140V113L139 114H140V116L142 115L141 118L142 117L144 118L143 115H145L144 119H147L148 125L146 126L147 127L146 130L148 132L146 130H144V129H143V131H145V132L141 131L139 137H142L141 135H143V137L141 139V143H139L140 141H138V140H140V139L138 138V135L134 137V136H132V134L131 135L128 134L127 131L131 130V129L129 130V128H131V126L129 127V124H131V122H129V120L131 118L130 117L131 114L129 115L128 113H130L131 107H132V112L131 113L133 114V112L135 111L134 106H136V104L141 103ZM144 102L148 103L151 107L149 105H146V103L144 105ZM35 103H36V105H35ZM40 103H42V104L40 105ZM115 103L117 104V107L114 108V106H116ZM166 103H169V104L166 105ZM99 104H98V106H99ZM172 104L174 105L175 108L173 107ZM24 105H22V107L20 109H23ZM112 105H113V107H112ZM144 106L146 108L148 107V109H146ZM257 106H255L254 109H255V111L258 110L260 112L261 110L258 109ZM167 107H168V110L166 111ZM143 109H145V110H143ZM189 110L191 111V109H189ZM114 111H115V113H114ZM149 111H151V112H149ZM156 111L157 112L159 111L158 113H160V114L158 115ZM145 112L147 113V115H146ZM152 112H153V115H152ZM182 112L184 113L183 116H185L184 110ZM148 113L149 114L151 113L150 114L151 116H148L149 115ZM154 113H155V115H154ZM166 115H168V116H166ZM186 115H188V114H186ZM140 116H139V118H140ZM155 116L157 117L156 119H155ZM165 116H166V118H164ZM104 117H106V119ZM153 118H154V120H153ZM134 119H135V117H134ZM164 120L167 121V122H165ZM123 122H124V125H122ZM154 122H156V123H154ZM186 122H188V117H187V121H183V123H182V126L185 127V128L187 126ZM162 124H164L163 125L164 127L161 126ZM155 125H156V127H155ZM122 126L126 127L128 130H126V128H123ZM13 127H14V129H16V131H17V128H19V132L21 130V133H19L18 131L16 132L15 130L13 131ZM102 128H104V131L102 130ZM120 130H122V131L119 132ZM126 132H127L126 135H130V136H126L124 134ZM162 132L165 133V134L162 135ZM18 133H19V135H17ZM145 133L146 134L152 133V134L147 136ZM174 133H175V131H174ZM12 134H13V136H12ZM153 134H154V136H153ZM165 135H167V136H165ZM174 135H177V134H174ZM58 136H59V138H58ZM121 136L123 137V140L125 139L122 142H120V139H119V137H121ZM144 136H147V137L145 138ZM158 137L161 138V141L158 140ZM50 138L54 139L53 140L54 144L52 143V146H51L49 151H45L46 148H47L46 144L48 143V140ZM135 138L137 140H135ZM162 138H164V139L162 140ZM133 139H134V141H133ZM126 140H131V141L128 142ZM14 141H15V143H14ZM126 142H128V143H126ZM7 143H9V145ZM57 144H59V145H57ZM134 144H136V145H134ZM148 144H149V146H148ZM136 146H138V147H136ZM11 147H12V149H11ZM91 148H92V150H91ZM134 150H136V149H134ZM20 151H22V152H20ZM155 151H156V153H155ZM167 151H169V150H167ZM127 154H128V157H124ZM11 155L14 156V157L12 158ZM8 156H9V158H8ZM145 156H146V158H145ZM72 157L77 158L76 159L77 161H75ZM142 157H144L145 160ZM71 158L73 159L72 161H71ZM10 159L11 160L15 159V161L14 160L11 161ZM7 160H8V162H6ZM126 160L129 161L128 165H127V161ZM138 160H136L137 161L136 163L141 164V163L138 162ZM13 161H14V166H13ZM10 163H11V165H10ZM75 163H77V164L75 165ZM47 164H48V166H47ZM138 164H136V166H138ZM145 164L143 165V167L144 166L146 167ZM175 164H176V166H175ZM8 166L10 167V169H9ZM155 166L157 167V165H155ZM199 168H198L199 171L196 172V173H198L197 177L200 180H202L201 184H203L202 185L203 189H206V184H207V180H208V174L206 175V173L208 172V169L205 170L203 168V166H200ZM4 171H2V173H4ZM154 171H156V172H154ZM177 171H178V173H177ZM203 172H206V173H203ZM154 173H156V175H153ZM171 173H172V175H173V173H175V175H177V176L174 175V179H173V177L171 179ZM202 173H203V175H201ZM122 174L123 173L121 172V175ZM204 175H205V177H204ZM129 176H131V177H129ZM122 177H123V175H122ZM169 177H170V179H169ZM135 180L137 182L135 184L139 183V188L140 187L143 188L144 186L145 187L142 190H141V188L137 190L138 186L136 188V185L133 184L135 182ZM143 180H145V181L147 180L146 182L150 181L149 182L150 184H148V185H150V188L148 187L146 189V185H145L146 183ZM130 181H134V182L131 183ZM142 181L145 184L141 183ZM159 181H161L162 183L159 182ZM170 181H171V183H170ZM66 182H68V184ZM205 182H206V184H205ZM50 183H52V184H50ZM173 183H174V186L172 187L171 185ZM140 184L143 185V187ZM155 185L158 186L159 188L155 187ZM159 185L162 186V187H160ZM164 185L165 186L167 185V187H164ZM168 185H169V187H168ZM175 185H176V187H175ZM152 187L157 188V189H154ZM202 187H201V189H202ZM152 189H154V190H152ZM173 189H176V190H173ZM135 190L139 191L140 193H142V192L143 193L140 194V195L136 194V193H139V192H135ZM143 190L146 191V194H144L145 191H143ZM147 190H148V192H147ZM162 190H164V191H162ZM126 191H129V192L126 193ZM172 191L173 192L175 191V192L173 193ZM201 191L199 192V194H200L199 196L201 198L198 196L199 197L198 200L201 199L200 200L201 202H199L198 200H195L194 205L192 207L191 204L193 202L191 201L192 203H188L191 206L188 205V207H186V210H185L186 212H188V218L186 217L187 218L186 219L187 222L185 223V226L188 227V229L190 228L189 229V233L190 234L189 233L188 234H189V236H191L190 238L188 237V239L190 241V246L188 247L189 255H191V257H194V258H191V259L189 258V261L191 260L190 264H195L197 262L196 258L198 257V253H199L198 252L199 246H200V243H199L200 239L199 238H201V229H200L201 220H199V219L201 218V215H203L204 212H205L204 211V206H203V204L205 205V203H204L205 194L203 193V191L201 193ZM68 192H69V194H68ZM153 192H155V195H154ZM128 193H130V194H128ZM148 193H150V194H148ZM132 194H134V195L132 196ZM125 195H127V196H125ZM146 195H149L152 198L154 197L155 198L154 201L150 197L149 198L151 200H149L148 196H146ZM173 195H176V196L173 197ZM139 196H140V198H139ZM144 196H146L145 200L143 198ZM162 196H165L166 199L164 197L162 199ZM123 198H122L121 204L123 203ZM99 199H101V200H99ZM127 199L130 200L131 202L127 201ZM171 199H173L174 202H172ZM140 200H141V202H140ZM143 200L146 201V203H148V202L151 203V207L149 206V208L150 209L152 207L153 208H152V211L150 210L151 211L150 214H149V210H147L148 209V205H150V204L149 203H148V205L145 204V202ZM175 200H176V202H175ZM100 202H102L103 204L101 203L102 205L101 204L99 205ZM139 202H140V204H139ZM142 202H144V203H142ZM170 202L173 203L172 204L173 207H172V205H170L171 204ZM187 202H190V200H188ZM176 203H178V204H176ZM47 204L49 205V207H48ZM76 204H77V206H76ZM135 204L136 205L138 204L137 205L138 207ZM143 205L146 206V207L144 208ZM154 205L156 207L159 206L161 210L162 209H164V210L160 211V213L159 212L155 213V212H157L159 210L158 209L159 207L157 208L158 209L157 210L154 207ZM161 205L164 208H161L162 207ZM198 205H199V207H198ZM166 206H169V207L171 206L172 208H169V207H166ZM56 207H57V209H56ZM141 207H143V208H141ZM165 207L168 208V211H170V212H167V209ZM77 208L79 210H77ZM173 208H174V210H173ZM189 208H190V210L187 211ZM155 209H156V211H155ZM132 211L135 214H133ZM146 211H147V213H145ZM153 211H155V212H153ZM163 211H164L165 215L162 214ZM199 212H201V214ZM176 213L178 214V216H177ZM101 214H104V216L101 215ZM151 214H152L154 219L152 218ZM171 214H173V215L176 214V215L174 217ZM98 215L102 216L103 218L99 217ZM143 215H145V218H144ZM47 216H50V217L52 216L50 218L51 222H47V221H49V218L47 219V221L45 220V218ZM62 216H64V217H62ZM75 216H76V218H75ZM129 216H131V217H129ZM150 216H151V218H150ZM158 216L161 219H159ZM142 217H143V219H142ZM163 217H164V219H162ZM29 218L30 217L27 216L26 219H25V222H24V224H26V226L24 225L25 229L27 227H29V220H30ZM135 218H136V220H135ZM155 218H156V220H155ZM101 219H103V220H101ZM44 220H45V222H44ZM143 221H145L144 225H146L148 227L149 224H150V226H149V230L146 229L143 232L146 236L143 237V239H144V242H142L143 245L141 244V246L139 247L140 250H138V254H137V256H135V255H133V254H135V252L133 250V246H131V245L136 244V242L139 243V240H141V237H139V236L136 237L138 239V241H136L137 239L134 238V237H135V235H137V231L139 230V226L142 225L140 223L143 222ZM117 222H119L118 219H117ZM102 223H103V225H102ZM159 224L161 226L162 225L163 226L161 227ZM189 224H191V225H189ZM19 225H21L20 227H22V224L19 223ZM51 225H53V226H51ZM98 225H101V226H98ZM111 226H113V227H111ZM104 227H106V230H109V227H111L109 232H111L112 230L114 232L112 231L109 234V232L107 231L108 232V234H107ZM107 227H108V229H107ZM134 227H136L135 230H134ZM95 228H96V230H95ZM151 228H153V229H151ZM77 229H79V228H77ZM98 229H102V230L100 231ZM154 229H156L155 232H154ZM160 229H161V232H160ZM2 230H3L2 231V236L4 237L5 235H7L6 233L4 234V231L6 230V226L5 225L2 226ZM96 231H97V233H95ZM119 232L121 233V235H120ZM158 232H160V233H158ZM34 233L37 234V237L35 239H32L33 238L32 235H34ZM101 233H103V236L105 235V238L103 236H101L102 235ZM147 233H148V235H147ZM93 234H95L93 236L95 238V241H94V238L92 236H90V235H93ZM122 234L125 237H123ZM151 234L152 235L155 234L154 235L155 237H153ZM86 236H87V239H86ZM88 236H90V238ZM99 236L102 237V238H100ZM107 236H110V237L107 238ZM118 236H120V237L122 236V237L118 238ZM126 236H130V237H126ZM13 238L14 237H11L10 239L5 241L6 242V247L8 249H10V250L14 248V239ZM103 238L105 240H103ZM123 238H124V240H123ZM84 239H86V240H84ZM98 239H102L101 240L102 241V243H101L102 245L97 243L98 241H100ZM107 239H109V240H107ZM116 239H117V241H116ZM151 239H152V241H151ZM87 240H89V242H90V240H91V242L93 241V243L95 245L93 243H92L93 244L92 245L91 242L89 244L87 242ZM103 242H105V243H103ZM118 242H119V244H118ZM132 242H133V244H132ZM120 243L122 244L121 246L125 245L124 246L125 249H124V247L119 246ZM124 243H126L127 245L129 243V246H128L129 249L128 250H127V247H126L127 245L124 244ZM157 243H159V244H157ZM87 245H90V246H87ZM103 245L106 246V248ZM95 246H96V248H95ZM99 246H101V247L99 248ZM155 246L158 247V248L155 249L156 248ZM35 247H36V249H35ZM89 247H91V248H89ZM102 247H104L103 250H102ZM122 248L124 250L123 251L124 253L122 252ZM77 249H74V250L76 251ZM92 249L93 250L96 249V250L93 251ZM120 250H121V252L123 254L126 253L125 255H123L125 258L129 257V255H131V253H132L133 256H131V258L134 257L133 260H131L130 257H129L130 259L128 258L129 260H127V259L124 260L125 258L123 256H121V257H123L124 259L121 260L122 258H119L120 256L117 255L119 253L122 254L121 252H119ZM88 251H87V253H88ZM115 251L116 252L118 251V252L116 253ZM114 252L116 253L118 258L116 257V255H114L115 254ZM96 253H95V255H96ZM128 253H129V255H128ZM155 253H156V255H155ZM33 256H34V258H32ZM141 256H143V257H141ZM113 258L115 260H112ZM116 259H118L117 262H116ZM91 260H93V263H92ZM104 261L105 262L107 261V262L105 263ZM133 261H135V263ZM112 262H115V263H112ZM97 264H99V262ZM126 264H128V263H126ZM156 264H158V263H156Z\"/></svg>", "mask_w": 264, "mask_h": 264}]
</instances>
